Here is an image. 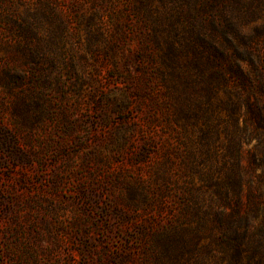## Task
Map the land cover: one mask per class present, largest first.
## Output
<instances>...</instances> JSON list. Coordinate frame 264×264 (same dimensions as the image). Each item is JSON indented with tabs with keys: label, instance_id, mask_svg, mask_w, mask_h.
<instances>
[{
	"label": "rangeland",
	"instance_id": "374dc122",
	"mask_svg": "<svg viewBox=\"0 0 264 264\" xmlns=\"http://www.w3.org/2000/svg\"><path fill=\"white\" fill-rule=\"evenodd\" d=\"M123 8L0 0V264H197L176 255L197 221L184 204L215 187L184 165L186 115L137 58L134 19L113 21ZM181 61L167 75L178 109L197 98L183 74L199 79Z\"/></svg>",
	"mask_w": 264,
	"mask_h": 264
},
{
	"label": "trees",
	"instance_id": "16d2710c",
	"mask_svg": "<svg viewBox=\"0 0 264 264\" xmlns=\"http://www.w3.org/2000/svg\"><path fill=\"white\" fill-rule=\"evenodd\" d=\"M120 12L113 21L123 33L134 19L137 58L166 82L172 114L186 115L184 165L199 162L201 179L215 187V199H196L193 212L186 199L185 221H197L178 239L176 255L196 256L197 264H264V0H124ZM190 56L199 79L183 75L197 98L178 109L167 75ZM196 132L199 150L189 144ZM208 166L215 179L203 176Z\"/></svg>",
	"mask_w": 264,
	"mask_h": 264
}]
</instances>
